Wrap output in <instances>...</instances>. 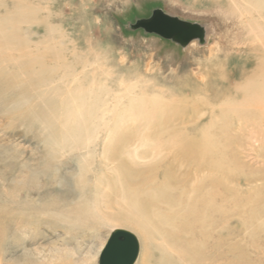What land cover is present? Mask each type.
<instances>
[{
    "label": "rangeland",
    "instance_id": "obj_1",
    "mask_svg": "<svg viewBox=\"0 0 264 264\" xmlns=\"http://www.w3.org/2000/svg\"><path fill=\"white\" fill-rule=\"evenodd\" d=\"M233 1L0 0V264H98L108 236L116 229L136 236L140 245L138 261L146 253L153 264L160 258L151 243L117 221L126 214L125 209L116 206L95 212L94 198L84 204L79 198L73 199L79 189L67 192L70 185L75 188L73 181L78 179L75 158L69 154L54 161L46 157L49 145H55L52 134L69 124L63 120V103L49 101L45 107L36 106L40 102L37 96L45 93L37 83L43 74L40 58L58 50H63L66 57L77 53L95 59L100 67L113 72L115 85L123 80L136 92L144 89L151 96L164 97L152 106L147 99L154 112L116 130L112 142L100 134L93 161L113 159L116 180L133 181L136 172L171 171L175 150L171 145L159 149L154 156L138 161L134 169H128L133 161L127 151L121 150L127 142L157 140L162 132L188 157L195 154L192 161H198L199 152L207 149L209 171L198 168L196 179H201L202 189L195 190L202 193L199 214L205 212V222L212 221L213 225L210 238L203 239L196 229L189 245L192 254L199 256L198 264H264V133L236 129L239 123L264 126V119L247 110L250 102L240 105L243 111L237 117L221 116L225 104L243 102L244 94L233 98L235 87L244 89L242 92L264 93V52L256 68L235 80L226 78L228 60L216 58L231 52L215 46L237 33L230 24L237 15L255 16L253 4H261L264 11V0ZM153 10L209 26L212 40L186 48L143 30L130 29ZM59 38L63 45L56 42ZM53 65L49 63L45 69L51 70ZM139 98L135 97L133 104H140ZM138 124L146 127L141 136L137 135ZM109 144L112 149L103 151ZM92 159L84 161L85 171ZM94 169L98 171V166ZM146 175L149 182L153 181L152 173ZM179 204L177 198L173 200L174 208L179 209Z\"/></svg>",
    "mask_w": 264,
    "mask_h": 264
},
{
    "label": "bare ground",
    "instance_id": "obj_2",
    "mask_svg": "<svg viewBox=\"0 0 264 264\" xmlns=\"http://www.w3.org/2000/svg\"><path fill=\"white\" fill-rule=\"evenodd\" d=\"M260 5L261 4L254 6L253 4L252 12L255 13V16L251 18H247V13H240L237 15L235 20L230 22L237 33H235L233 37H224V42H222L223 39H221L220 43L216 42V48L229 51L232 54V56L227 53H224L222 56H216V58L223 57L228 60L226 64L228 67L226 78L241 80L248 71L257 67V61L264 52V28H261V25L264 24V11ZM199 25H201L205 31L204 42L212 40L213 33L211 28L206 25ZM52 39L55 41L54 38ZM56 42L62 45L64 43L61 38L56 39ZM198 44V40H193L187 46L194 47ZM187 46L185 47L187 48ZM62 51L63 50H58L53 54L46 53V55L40 58L43 74L38 78L37 83L45 90V93L42 94V96H37V100L40 99V102H38L39 105L37 103L36 106L45 107L49 101L55 104L58 101L61 102V104L63 103V112L65 115V119L63 120H65V123L69 122V124L66 129L52 134L56 137L55 145H49L46 157L52 161L65 157V154H69L71 158H75L78 164L77 166L79 167L78 179L73 178L75 188H71L70 185L67 192L72 194L75 189H79V194H76L73 199L78 200L79 198L84 204H87L88 200L94 198L95 201L92 206L95 205V212H97V210L102 211L103 208L111 209L116 206L125 209L127 211L126 214L117 218V221L122 227L135 230L142 240L148 241L153 248L159 251L160 258L157 260V264H198L200 258L192 254V249L189 246L190 241L193 238L192 236L195 235L196 229H199L203 239L207 237L210 238V227L213 225V222L211 221L208 224L207 221L205 222V212L203 214H199L198 212L202 193L199 194L195 189L197 188L200 191L202 185L201 179L197 180L196 178L199 176L198 168L202 167L203 172L209 171L206 162L209 159L210 152L207 149H202L198 154V161H192L196 156L195 154L192 158L188 157L185 151H181L176 147V142H171L168 137L163 136L162 132L158 133V136L162 137L157 140H142V142L137 144L130 141L121 147L122 151L128 152L127 155H129L133 161V163L128 166V169H134V165H136L138 161L154 156L155 152L159 149H165L170 145L175 150V155H173L175 163L171 171L162 172L161 174L156 171L154 172L153 169V171L136 172V175H134L135 180L133 181L130 178L122 181L120 179L116 180V169L111 166L113 159L107 158L104 163L100 161L97 163L92 159L96 154L97 147H99V143L97 142L99 135L103 134L106 139L112 142L116 130L121 127H129L131 121L140 120L143 116L151 115L154 112L153 108L147 105V99L152 106L157 104L159 99L164 97L162 94H154L151 96L148 94L147 90L144 91V89H140L136 92L137 90H135L134 87L126 85L123 80H120L118 84L115 85L113 81V72L103 65L101 68L99 66L100 63L95 59L91 60L77 53H73L70 57H66L61 53ZM70 59L79 62L73 64ZM49 63H54V65L51 70H46L45 66ZM254 76L255 78L257 77L256 75ZM258 82L260 81L258 80ZM235 88L236 92L233 98L236 97L238 99L240 94H244L243 102L238 104L235 101L230 104H225L226 107L221 109V116H228L230 114V116L233 115L237 117L239 113L243 111L240 105L250 102L252 105L248 107L247 110L264 119V93L257 95V93H255L256 91L248 92L245 90V92H242L244 89ZM22 90H24V88ZM116 90L121 91L116 92ZM138 96L140 97V104L135 105L133 104V100ZM161 110L162 109H160V111ZM41 112L43 114V111ZM50 119L52 120V118ZM259 120L261 119L259 118ZM144 125H137L138 136H141V132L146 129ZM236 129L238 131L249 130L252 133H264V126L260 125L252 126L239 123ZM47 139H49V137L46 138V140ZM89 146H91V148H89ZM108 149H112V144L105 147L103 151H107ZM148 152H150L151 155H149ZM88 158L92 159V162L88 164L89 169L85 171L86 168L84 169V166L87 162L84 163V161ZM213 158L215 157L213 156ZM217 164L218 162L216 165ZM94 166H98V171H95V169L93 170ZM215 167L213 169H215ZM106 170L111 174L107 175L106 172H104ZM86 172L90 174L89 177H87ZM147 173H152L151 180L153 181L149 182L148 176L146 175ZM160 188L164 190L159 191ZM106 189L109 191H106L107 193L105 196ZM85 190L87 191L85 192ZM158 191L160 193H158ZM67 198L69 197L67 196ZM100 198H103L104 201H100ZM176 198L180 203L178 205L179 209L174 208L173 205V200ZM184 201L186 202V206H181V202L183 203ZM66 202L67 199L65 203ZM78 202L79 201H77V203ZM205 225H207L206 228ZM205 234H207V236ZM203 243L204 240L202 241V244ZM139 254L140 253H138V257ZM146 254L143 255L146 257L141 261H138L137 257L135 263L153 264V260L148 259L149 256Z\"/></svg>",
    "mask_w": 264,
    "mask_h": 264
},
{
    "label": "water",
    "instance_id": "obj_3",
    "mask_svg": "<svg viewBox=\"0 0 264 264\" xmlns=\"http://www.w3.org/2000/svg\"><path fill=\"white\" fill-rule=\"evenodd\" d=\"M130 29L143 30L181 47L193 40L203 44L205 38L201 25L181 20L161 10H153L148 18L136 20ZM138 253L139 242L136 236L127 230L116 229L111 232L102 248L98 264H134Z\"/></svg>",
    "mask_w": 264,
    "mask_h": 264
}]
</instances>
